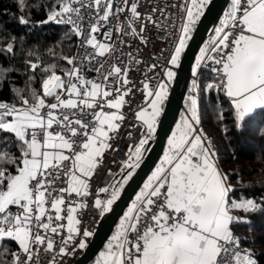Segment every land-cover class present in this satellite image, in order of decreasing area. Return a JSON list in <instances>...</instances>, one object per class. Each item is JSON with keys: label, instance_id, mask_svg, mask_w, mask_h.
<instances>
[{"label": "snow or ice", "instance_id": "1", "mask_svg": "<svg viewBox=\"0 0 264 264\" xmlns=\"http://www.w3.org/2000/svg\"><path fill=\"white\" fill-rule=\"evenodd\" d=\"M208 4L179 0L171 5L174 19L165 17L174 30L171 50L147 65L138 87L129 73L143 61L138 50H123L124 38L147 46L148 24L160 26L153 16L156 8L142 16L139 0H52L47 6L40 23L69 26L83 52L62 57L70 68L28 61L33 74L38 69L42 73L39 89L31 86L36 79L31 75L26 89L12 88L18 104L0 101V255L7 254L0 264H41V252L52 253L49 264H58L57 257L87 247L93 232L81 228V209L89 207L91 181L129 118L123 109L129 106L130 127L140 130V138L128 145L112 183L96 191L92 206L100 216L111 211L140 166L176 76L174 69ZM17 5L23 12L27 0H17ZM18 20L30 23L24 15ZM105 28L109 30L102 31ZM4 51L14 54V43ZM113 56L112 63L101 59ZM85 62L91 67L85 68ZM201 65L210 66L214 74L205 89L228 98L238 130L257 110L264 111V0H230L219 26L200 49L194 77ZM8 71L0 69V84ZM87 71H94L95 77L87 78ZM134 89L142 100L133 107L127 98L135 95ZM200 90L194 79L160 164L95 264H257L254 254L240 251L232 226L246 221L232 212L264 210V203L231 198L228 176L217 167L216 151L200 128ZM218 119H224L222 110ZM11 242L15 251L8 247Z\"/></svg>", "mask_w": 264, "mask_h": 264}, {"label": "trees", "instance_id": "2", "mask_svg": "<svg viewBox=\"0 0 264 264\" xmlns=\"http://www.w3.org/2000/svg\"><path fill=\"white\" fill-rule=\"evenodd\" d=\"M51 3L52 0H27L28 6L21 12L17 0H0V69L10 70L6 73L4 83L0 84V101L18 104L19 101L12 88L26 89L31 75L36 77L31 82V86L39 89L42 73L39 69L34 74L30 71L27 66L30 60L39 61L42 67L55 63L58 68H70V65L62 59L63 56H72L75 50L76 37L71 34L69 26L40 23L46 18V8ZM21 15L29 19L28 25L19 23L18 17ZM208 40L209 38L205 42ZM8 43H14V54L4 51ZM213 75L207 69L200 70L198 75L197 82L201 89L199 109L202 129L215 145L216 161L221 171L228 176V182L233 189L231 198L234 200L251 198L264 203V111L257 110L253 119L248 121L243 129L238 130L234 125V116L228 98L223 93L205 89V85L211 81ZM188 95L189 89L185 97L184 109L176 123L180 121L181 115L186 110ZM221 110L224 112L222 121L218 119V112ZM167 147L168 141L165 151ZM13 151L18 154V150L13 149ZM145 155L146 151L142 160ZM235 212L239 213L246 222L233 224L234 232L240 242L254 254L257 264H264V210L244 213L237 209ZM119 222L120 219L108 240L115 233ZM108 240L102 250L105 249ZM8 247L13 251L17 248L14 242ZM0 259H7V254L0 255ZM94 260L90 264H93Z\"/></svg>", "mask_w": 264, "mask_h": 264}, {"label": "built area", "instance_id": "3", "mask_svg": "<svg viewBox=\"0 0 264 264\" xmlns=\"http://www.w3.org/2000/svg\"><path fill=\"white\" fill-rule=\"evenodd\" d=\"M178 2L179 0H139L140 7L138 11L141 12L142 16H146L147 14H149L153 8L157 9V11L153 14V16L154 19L157 20L160 26L157 27L152 24H148L144 33L145 37L148 40L147 46L141 44L140 41L136 38L133 37L124 38L126 40V44L123 46V50L125 52L131 51L134 54H136L138 50V56L143 61L141 65H139L137 68H134L133 71L129 73V79L132 80L137 87L139 86V81L144 78L143 74L144 72L147 71V65L151 63H155L156 57H159L162 51L165 54H167V52L171 50V45L173 40V36L171 35V33H173L174 30L169 24L168 19H165V17H168L169 19H174V16L169 15L170 13L175 12V9H173L171 5ZM161 10H163V15L161 14ZM139 23L140 22H137L138 27H139ZM108 30H109L108 28L102 29V31H108ZM98 38L102 39L103 37L98 35ZM82 52L83 50L80 49L79 47V39L76 38L75 50L72 56H78V53H82ZM116 55L118 56L119 53H116ZM101 59H106L108 60L109 63H112L115 60V56H113L112 58L104 57ZM123 59L125 62H127L129 58L127 56H124ZM77 62L78 63L80 62L79 59ZM160 63L162 64L163 60H161ZM84 67L90 68L91 66L85 62ZM202 69L210 70V66L205 67L201 65L200 68L197 70V75L193 77L192 80L194 79L198 80L199 72ZM176 70L177 68L174 69L175 72ZM157 71H159V69H157ZM85 74L89 79L94 78L96 75L94 71H87ZM149 75H151V73H149ZM170 87H172V85ZM134 92H135L134 96L127 98L131 100L133 107L135 106L136 103L142 100L141 93L135 91V89ZM49 102H54V101L49 100ZM123 110L128 115L129 118L125 120L124 124L121 126L119 133L115 134V138L111 141L114 150L110 149L105 152L103 162L100 165V167L97 169V172L91 181L90 191L92 194L89 197H87L89 207L87 209H81V213H80V218L82 220L81 228L82 229L87 228L89 231L93 232V234L96 231L101 218L103 217L100 216L98 210H96L92 206L95 198V193L100 187H105L112 183L114 174L119 172L120 162L126 158L125 154L128 145L138 142L140 138L139 137L140 130L133 129L132 127H130L133 121L131 119L129 106L126 105ZM200 128H202L201 123H200ZM129 132L132 133L131 137H129L128 135ZM207 138L211 141L215 149V145L212 139L208 136ZM115 178L119 179V176H115ZM103 196L104 194H102V198ZM73 199H75V197H73ZM13 211H15V209H13ZM233 216L239 217L241 218L242 221H244L243 217L239 213H234ZM242 223L243 222H238L234 224H242ZM233 233L236 237H238V235L234 231ZM91 237L87 238V244L90 241ZM57 247H59V238H57ZM85 249H77V251L73 255H69L65 257H57L58 264H74L83 255ZM240 251L242 253L245 251L250 252L249 249L246 246H244L242 243H240ZM51 257H52V253L45 254L41 252L40 255L41 264H49Z\"/></svg>", "mask_w": 264, "mask_h": 264}, {"label": "water", "instance_id": "4", "mask_svg": "<svg viewBox=\"0 0 264 264\" xmlns=\"http://www.w3.org/2000/svg\"><path fill=\"white\" fill-rule=\"evenodd\" d=\"M229 3L230 0L209 1L204 15L196 24L182 54L180 66L176 70V76L158 121L154 139L146 146L144 159L124 186L119 198L112 205L111 211L103 215L83 255L74 264H90L98 256L117 222L160 161L167 141L184 109L185 97L194 77L193 68L196 58L206 39L212 36L213 29L219 24Z\"/></svg>", "mask_w": 264, "mask_h": 264}, {"label": "rangeland", "instance_id": "5", "mask_svg": "<svg viewBox=\"0 0 264 264\" xmlns=\"http://www.w3.org/2000/svg\"><path fill=\"white\" fill-rule=\"evenodd\" d=\"M209 1H210V0H209ZM222 18H223V17H222ZM218 26H219V25H218ZM218 26H217V27H218ZM187 42H188V41H187ZM199 55H200V53L198 54V56H199ZM195 67H196V62H195ZM173 81H174V79H173ZM173 81L171 82V85L173 84ZM170 91H171V87L169 88V93H170ZM168 96H169V95H168ZM163 108H164V107H163ZM157 125H158V123H157ZM156 128H157V126H156ZM154 135H155V134H154ZM153 139H154V138H153ZM153 139H152V140H153ZM143 153H144V152H143ZM156 167H157V166H156ZM156 167H155V169H156ZM154 171H155V170H154ZM146 182H147V180H146ZM146 182H145V183H146ZM145 183H144V184H145ZM142 188H143V187H142ZM142 188H141V189H142ZM139 192H140V191H139ZM139 192H138V193H139ZM138 193H137V194H138ZM137 194H136V195H137ZM103 197H104V196H103ZM135 198H136V196L134 197V199L132 200V202L135 200ZM132 202L129 204L128 207L131 206ZM128 207H127V209H128ZM127 209L125 210V212L127 211ZM120 219H121V218H120ZM118 224H119V223H118ZM112 235H113V234H112ZM104 250H105V249H104ZM104 250H101V251H104ZM101 251H100V252H101ZM98 256H99V254H98ZM98 256H97V257H98ZM97 257H96V259H97ZM96 259L94 260L93 264H95Z\"/></svg>", "mask_w": 264, "mask_h": 264}, {"label": "crops", "instance_id": "6", "mask_svg": "<svg viewBox=\"0 0 264 264\" xmlns=\"http://www.w3.org/2000/svg\"><path fill=\"white\" fill-rule=\"evenodd\" d=\"M216 163H217V161H216ZM160 164V163H159ZM159 164H157V166L159 165ZM217 167L220 169V167H219V165H218V163H217ZM155 170V169H154ZM154 170H153V172H154ZM220 171H221V169H220ZM222 172V171H221ZM223 173V172H222ZM152 174V173H151ZM151 176V175H150ZM148 180V179H147ZM237 209H235V210H233V212H232V214H234V213H236L235 211H236ZM232 231H234L233 230V226H232Z\"/></svg>", "mask_w": 264, "mask_h": 264}]
</instances>
